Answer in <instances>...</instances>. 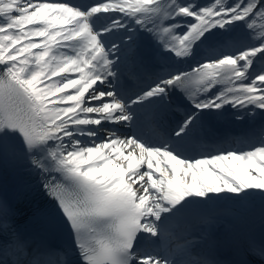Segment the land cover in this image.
Here are the masks:
<instances>
[{
    "label": "snow or ice",
    "instance_id": "1",
    "mask_svg": "<svg viewBox=\"0 0 264 264\" xmlns=\"http://www.w3.org/2000/svg\"><path fill=\"white\" fill-rule=\"evenodd\" d=\"M0 264H264V0H0Z\"/></svg>",
    "mask_w": 264,
    "mask_h": 264
}]
</instances>
